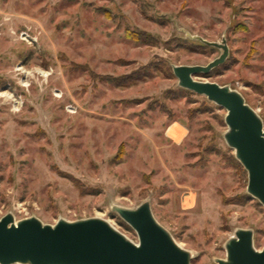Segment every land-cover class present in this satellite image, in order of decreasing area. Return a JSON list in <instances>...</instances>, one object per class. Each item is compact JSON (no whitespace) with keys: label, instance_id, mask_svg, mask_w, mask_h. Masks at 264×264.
Instances as JSON below:
<instances>
[{"label":"rangeland","instance_id":"obj_1","mask_svg":"<svg viewBox=\"0 0 264 264\" xmlns=\"http://www.w3.org/2000/svg\"><path fill=\"white\" fill-rule=\"evenodd\" d=\"M194 36L228 48L195 79L238 91L264 130V0H0V218L99 217L136 243L111 206L148 201L191 264L224 259L236 229L261 250L225 110L172 73L220 54Z\"/></svg>","mask_w":264,"mask_h":264},{"label":"water","instance_id":"obj_2","mask_svg":"<svg viewBox=\"0 0 264 264\" xmlns=\"http://www.w3.org/2000/svg\"><path fill=\"white\" fill-rule=\"evenodd\" d=\"M191 38L218 48L220 54L203 66L172 65L177 85L225 110L223 139L247 174L246 193L264 207L263 122L238 91L195 79L224 62L225 39L216 43ZM111 210L134 230L136 243L99 217L58 219L49 225L35 217L15 221L6 214L0 218V264H191V254L155 220L148 201L134 208L112 205ZM224 249L225 258L216 264H264V247L254 248L249 229L234 230Z\"/></svg>","mask_w":264,"mask_h":264},{"label":"bare ground","instance_id":"obj_3","mask_svg":"<svg viewBox=\"0 0 264 264\" xmlns=\"http://www.w3.org/2000/svg\"><path fill=\"white\" fill-rule=\"evenodd\" d=\"M183 131V129L178 126L177 124L172 125L171 127H169L168 129V135L172 138H175L179 133H181ZM16 221V220H15Z\"/></svg>","mask_w":264,"mask_h":264},{"label":"trees","instance_id":"obj_4","mask_svg":"<svg viewBox=\"0 0 264 264\" xmlns=\"http://www.w3.org/2000/svg\"><path fill=\"white\" fill-rule=\"evenodd\" d=\"M127 37H129V38H131V39H136L135 36H133L132 33L127 34Z\"/></svg>","mask_w":264,"mask_h":264}]
</instances>
